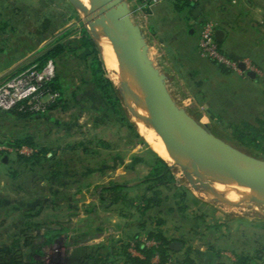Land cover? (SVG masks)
<instances>
[{"label":"rangeland","instance_id":"obj_1","mask_svg":"<svg viewBox=\"0 0 264 264\" xmlns=\"http://www.w3.org/2000/svg\"><path fill=\"white\" fill-rule=\"evenodd\" d=\"M79 1L85 7L71 0H0V26H7L2 36L5 43L0 47L6 51L0 54V82L32 63H40L41 51L60 39L68 42L80 38L82 27L93 34L92 10L87 0ZM46 16L52 20V29L39 39L34 48L37 50L16 68L2 72L10 57L22 55L29 48L31 42L27 39H34L31 32L41 26ZM152 54L149 50L148 56ZM241 60L257 71L256 84L242 88L229 78L222 91L218 79L206 78L208 72H199L192 80L189 72L160 74L170 78L166 85L173 91L172 98L179 107L216 136L264 159V152L241 144V134L252 136L258 132L264 136V65L251 57ZM54 63L63 81L71 84L59 107L36 117H22L0 109V264L13 259L16 264H88V256L92 264H98L99 253L121 242L130 254L138 255L136 239L155 244L148 237V232L155 229V221L149 217L146 229L141 230L148 219L135 208L130 209L128 217L121 215L122 211L127 212L126 205L112 203L105 190L114 183L129 186L139 183L149 172L155 156H160L135 122L136 109L140 107L123 94L143 102V97L141 100L127 92L130 89L137 92V83L126 77L134 86L119 88L105 66L117 90L113 97L119 99L114 108L92 83L84 58L70 54L66 65L60 60ZM15 139L30 143L15 147L9 143ZM42 149L47 150V159L27 162L20 158L32 157ZM170 165L177 184L184 185L191 197L186 202L185 215L178 211L167 214L163 230L168 238L196 250L193 256L197 261L200 247L226 248L235 244L239 251L232 256L236 257L241 253L243 239L247 241L250 236L251 240H257L264 235V204H259V209L247 202L240 207L205 200L193 184L199 176L192 173L189 179L180 166ZM136 194V190H130L131 198ZM171 202L164 204L165 210ZM137 233L140 236L135 239ZM232 240L235 242L231 243ZM90 247L92 251L86 256L84 250L89 251ZM116 261L121 264V256Z\"/></svg>","mask_w":264,"mask_h":264},{"label":"trees","instance_id":"obj_2","mask_svg":"<svg viewBox=\"0 0 264 264\" xmlns=\"http://www.w3.org/2000/svg\"><path fill=\"white\" fill-rule=\"evenodd\" d=\"M174 4L177 9L192 7L195 5V3L190 0H174ZM6 27V25L3 27L0 26V31L2 34L4 33V29ZM10 27L14 28V30L16 29L13 25ZM51 27L52 20L46 16L41 26L31 32V36H34V39H27V41L31 43L29 48L25 49L24 53L38 46L40 41L39 39H42L45 34L49 33V31L52 29ZM70 54L79 59L84 58V61L86 62L88 70L91 74V81L95 88L101 92V94L114 108L117 107L119 99H115L113 97V94L117 92L116 87L114 86L111 78L108 76L104 60L96 41L85 27H82L81 29L80 38L70 40L68 42L64 41V39H60L53 45L41 51L38 61L43 64L47 60H53L54 62L56 60H60L64 63V65H66L68 61V55ZM214 62L222 71H230V69L226 68L225 66L217 63L216 61ZM63 79V75L56 72V76L51 83V87L52 89L59 91L61 96L57 103L52 104L50 110L56 109L60 106L62 100L64 99L66 90L71 87V84L69 82H64ZM83 82H85V79ZM11 111L21 115L22 117H36L41 115V113L29 111L23 112L16 109ZM44 117H46L47 120H51V117L48 115H45ZM241 135H243V142H241L242 145L251 146L259 151L264 152V136H261L260 133L256 132L252 136L247 134ZM9 143L12 146L19 147L24 144H29L30 140L15 139ZM45 151L47 150L42 149L40 153L38 152L32 157L20 156V158L27 162L42 158L47 159ZM132 189L136 190L137 194L131 198L130 190ZM105 190L112 198V203L126 205L127 212L122 211L121 215L128 217L130 209L135 208L139 215L148 219L145 224L143 223L141 225V230L146 229V225L149 224V217L150 220L155 221V229L148 232V237L153 239L155 244L149 245L140 242L139 239H136L140 236L137 233L134 238L137 240L138 255L130 254L122 242L119 243V245L112 244L109 245L108 250L99 253L101 254V258L98 259V264H119L118 261H116L118 256H121V264H167L169 262L170 264H196L197 260L193 256V254H196V250H194L191 246L184 245L183 242V249L179 250L180 252L182 251V254L178 259L174 258V255L179 251L170 248V244L172 241H174V239L168 238L167 234L163 230L166 223L165 217L167 214H175L178 211L180 215H185L184 212L187 210L186 202L188 198L191 197V193L184 185L177 184V180L167 161L156 155L155 161L150 167L149 172L139 183L135 184L134 186H129L125 183H114L110 186H107ZM167 192H171V195L169 194L168 196ZM170 200L172 201V205L169 206L167 210H165L163 206L167 201ZM254 243H256V245L253 253H238L236 256V264H264V235L257 238V240L254 239ZM155 257L158 259V261H155ZM3 264L16 263L13 259Z\"/></svg>","mask_w":264,"mask_h":264},{"label":"crops","instance_id":"obj_3","mask_svg":"<svg viewBox=\"0 0 264 264\" xmlns=\"http://www.w3.org/2000/svg\"><path fill=\"white\" fill-rule=\"evenodd\" d=\"M194 3L192 7L177 9L174 0H163L153 6H142L140 2L128 0L131 16L143 32L147 53L149 50L153 53L149 58L155 68L159 72H189L190 80L199 72H208L206 78L218 79L222 91L229 78L235 79L242 88L256 84L258 78H251L245 72L222 71L214 61L200 54L198 43L202 23L206 19H214L218 22V29L224 32L218 43L226 55L239 60L251 57L259 65H264V26L260 25L264 23V0H197ZM195 8L198 9L196 15L193 14ZM2 36L0 31V47L5 43ZM36 50L26 53L24 50L22 55L10 57L2 72L16 68ZM3 52L6 51L0 50V54ZM169 79L167 76L165 82ZM169 92L173 94V91ZM246 240H242L241 252L252 254L256 243L250 236ZM87 251L84 250L86 256L92 247ZM199 251L196 264H236L237 257L232 255L239 250L235 244H230L226 248L200 247ZM181 254L179 251L174 258L178 259ZM87 260L92 264L89 256Z\"/></svg>","mask_w":264,"mask_h":264},{"label":"water","instance_id":"obj_4","mask_svg":"<svg viewBox=\"0 0 264 264\" xmlns=\"http://www.w3.org/2000/svg\"><path fill=\"white\" fill-rule=\"evenodd\" d=\"M84 7L79 0H71ZM98 17L90 26H100L117 43L127 60L133 65L144 93V100L149 114L150 124L159 132L170 151L185 157L190 164H180L189 179L197 170L192 167L201 165L220 171L228 176L258 182L264 186V159L252 156L226 140L209 131L172 98L165 77L155 68L148 56L146 43L141 28L131 17V10L126 0H101ZM195 8L193 14H197ZM223 30L217 29L215 37L221 40ZM129 40L130 44L126 41ZM242 71L251 78L258 75L240 64ZM180 132V136L175 133ZM228 154V156L222 153ZM169 164V163H168ZM172 168L173 166L169 164ZM191 182V180H190ZM181 241L174 240L170 248L181 250Z\"/></svg>","mask_w":264,"mask_h":264},{"label":"bare ground","instance_id":"obj_5","mask_svg":"<svg viewBox=\"0 0 264 264\" xmlns=\"http://www.w3.org/2000/svg\"><path fill=\"white\" fill-rule=\"evenodd\" d=\"M87 3L89 4L88 8L92 10L91 15H93L94 18L98 17V10L96 9L98 0H87ZM93 34L92 35L95 36L94 38H96L98 46L102 51L105 60V66L116 79L117 84L120 86L119 88L122 87L123 89H127V86L129 85L134 86V84H132L133 81H130L128 78H131L137 83V85H135L137 86V92L135 89L130 88V90H127V92H132V94H134V96L138 99L143 97V102H140L134 98H130L127 93L123 94L126 98H129L131 102L140 107H137L138 109H136V113L138 116L135 117V122H137L140 132L144 135L146 140L151 144L155 151L161 156V158H163L168 163H175V165L180 167L181 163L190 164V162H188L185 157H181L180 155H176L170 151L164 143L159 132L150 124L142 86L136 77L133 65L127 60L126 55L118 50L119 47L117 43L100 26H94ZM126 43L130 44V41L127 40ZM140 115L145 117V119H140ZM175 133L180 136L179 131L175 130ZM222 154L228 156V154L224 152ZM191 166L197 170L196 175L199 176V179L195 178L193 184L198 189V195L203 199L221 201L223 204H228L230 206L238 205L240 207L243 206L244 202H247L256 205V207L259 209V204H264V186H262L260 183L237 179L210 167L194 165L193 163Z\"/></svg>","mask_w":264,"mask_h":264},{"label":"built area","instance_id":"obj_6","mask_svg":"<svg viewBox=\"0 0 264 264\" xmlns=\"http://www.w3.org/2000/svg\"><path fill=\"white\" fill-rule=\"evenodd\" d=\"M142 6H153L162 0H134ZM196 2L197 0H190ZM218 22L206 19L201 25L198 48L203 57L212 59L226 68L243 74L240 64L257 72L247 61L233 59L226 55L215 37ZM56 76V65L53 60L43 64L32 63L15 76L0 82V109L19 110L35 113L47 112L52 104L57 103L61 94L52 89L51 83Z\"/></svg>","mask_w":264,"mask_h":264}]
</instances>
